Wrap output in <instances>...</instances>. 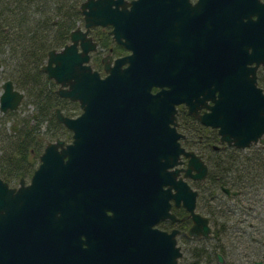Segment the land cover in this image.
<instances>
[{"label":"water","instance_id":"water-1","mask_svg":"<svg viewBox=\"0 0 264 264\" xmlns=\"http://www.w3.org/2000/svg\"><path fill=\"white\" fill-rule=\"evenodd\" d=\"M214 1L212 25L217 27L219 20L224 24L226 17L227 30L215 31L212 49L225 57L228 76L209 111L198 117L217 128L221 142L244 148L264 141V90L256 84L255 73L259 64L264 73V2ZM149 2L161 0L131 1L136 11L148 9ZM125 5L126 0L83 1L85 29L72 30L70 43L47 52L42 69L58 84L57 94L78 101L81 112L69 116L55 107L56 120L72 131V139L48 140L28 182L21 177L18 185L11 186L0 176V257L2 244H89L90 221L107 209L115 214L117 207H130L155 215L160 201L169 207L170 197L182 199L191 212L192 233L207 235L210 230L207 217L194 211L197 192L183 179L204 178L207 165L179 144L182 134L171 125L179 102L185 101L188 111L197 115L200 104L193 101L197 88L191 86V72L168 75L163 62L166 48L174 43L187 47L192 39L175 40L167 29L175 25L156 23L151 14H133ZM95 25H110L113 39L132 50L113 64L104 58V76L88 62L90 51L96 49L88 31ZM165 77L170 87L152 91ZM1 88L0 110L17 109L23 91L9 78ZM181 154L188 162L181 168L183 177L176 180ZM173 186L175 192L170 190ZM82 221L86 227L80 230ZM137 235L129 242H141ZM78 253L72 249L71 256Z\"/></svg>","mask_w":264,"mask_h":264},{"label":"flooded vegetation","instance_id":"flooded-vegetation-1","mask_svg":"<svg viewBox=\"0 0 264 264\" xmlns=\"http://www.w3.org/2000/svg\"><path fill=\"white\" fill-rule=\"evenodd\" d=\"M83 1L85 0H81L76 6L79 18L69 30L63 45L71 42L70 32L72 30L85 29L83 13H81ZM131 1L133 0H126L124 7L133 14L137 12L151 14L156 23L175 25L169 26L167 29L175 40L182 43L192 39V45L187 47L178 43H174L170 47L167 46L168 48L164 50L165 59L163 58V62L164 70L168 75L184 73V71L191 72L192 78H194L191 81V86L197 88L196 94H193V101L200 104L197 108V115L188 111L185 101L179 102L176 105L175 123L171 125L178 133L182 134L177 139L179 144L187 150L194 151L206 163L207 174L204 178L183 177L184 170L181 168L187 166L188 158L181 154L180 162L175 165L180 169L176 180L182 176L191 189L197 192L194 211L207 217L210 230L207 235L202 232L192 233L190 231L193 224L191 212L186 208L182 199L176 201L175 198L170 197L169 207L166 206L167 201L164 202L161 199L155 215L150 212L136 213L130 207H117L116 210L119 211H115V214L112 210L107 209L105 214H99L96 219L90 221L92 239L89 244L86 242L82 244L69 242L65 244H39L36 242L32 244H2L0 264H168L173 259H176L174 264H264V260L252 258L254 256L248 252L239 255V257L232 256L228 252L229 250L225 249L228 244H222L229 235H232L235 238L233 242L235 241L240 246L246 241L241 236L242 234L246 233L245 235L249 234L251 237H255V234L264 228V176L245 177L240 185L234 183L224 185L218 182L220 179L218 176L210 177L209 174L215 172L214 168L224 164L222 161L210 160L211 156L218 155L223 149L229 150L232 147H237L221 142L217 128L204 124L198 117L209 111V106L218 98V88L222 86L223 82L227 83V61L222 54L212 49L213 34L216 30L226 32L225 21L227 18L225 17L224 24H222V20H219L217 27L212 25L215 23L216 10L214 7L217 5L214 0H161L157 4L149 2L145 5V8L148 9H144V11H136L137 9L134 8ZM259 1L264 2V0ZM121 7L122 5L119 6V8ZM251 17L254 19L257 15L253 14ZM132 19H135L134 16ZM244 19L246 20V16ZM110 30V25H95L88 31V35L96 42V49L90 51L88 62L92 69L97 70L101 76L106 74L104 58L106 61L111 60V64H113L116 58L132 52L131 49H127L123 44L114 40ZM105 38H108L109 42L102 46ZM77 47L80 50L79 44ZM107 55L110 57H105ZM171 56L175 58L172 59ZM127 64V62L122 64V67ZM255 73L256 84L264 90L262 64L256 67ZM48 79L52 80L58 88V84L52 78ZM162 82V85H153L151 90L156 91L170 87L168 77H165ZM14 87L21 90L15 84ZM62 98L69 103H76L79 108L78 113L69 116H76L81 112L78 101ZM13 111H17V109L0 110V132L17 130V125L13 123V120L9 125L7 119L8 113ZM41 124L40 127L44 131L47 122L45 121V126ZM66 129L70 133V137L66 141H71L72 131ZM48 140L52 139L47 138L45 133L37 134L36 142H39L40 153ZM253 147L264 151V141L258 140L250 146L237 149L247 151ZM249 164L244 162L246 167H249ZM257 171L264 172L262 168ZM1 178L3 179L2 176ZM9 185L16 186L10 183ZM167 186L165 185L163 188ZM170 190L176 191L174 186ZM128 205L130 204L128 203ZM154 216H156L155 221L151 222ZM82 222L84 227L80 225V230L86 227V222ZM135 232H138L137 236L143 240L132 244L129 240ZM81 238L85 239V236L82 235ZM72 249L79 252L78 257L71 256ZM218 254L221 256L220 258Z\"/></svg>","mask_w":264,"mask_h":264},{"label":"trees","instance_id":"trees-1","mask_svg":"<svg viewBox=\"0 0 264 264\" xmlns=\"http://www.w3.org/2000/svg\"><path fill=\"white\" fill-rule=\"evenodd\" d=\"M80 1L0 0V77L11 79L24 91L23 103H31L34 107L22 116L17 111L9 112L7 119L13 117L17 130L0 132V174L8 183L30 176L36 168L41 151L36 136L42 122H47L43 131L46 135L70 137L69 131L56 120L54 108L58 106L71 115L76 113L78 106L56 93L55 83L46 77L42 66L47 52L59 48L67 39L69 30L79 18L76 6ZM108 42L105 38L102 46ZM65 107L73 110L69 112ZM210 160L224 162L209 174L212 178L218 176V182L224 185H240L245 177L264 176V172L257 171L264 170V151L258 147L247 151L234 147L223 149ZM244 162L250 163L249 167Z\"/></svg>","mask_w":264,"mask_h":264},{"label":"rangeland","instance_id":"rangeland-1","mask_svg":"<svg viewBox=\"0 0 264 264\" xmlns=\"http://www.w3.org/2000/svg\"><path fill=\"white\" fill-rule=\"evenodd\" d=\"M0 58H1V54H0ZM4 79V75H2L0 77V84L2 82V80ZM25 99V98H24ZM24 99L23 101L20 103V105L17 108V113L18 114H28L29 112L33 111L34 107L33 104L31 103H26L24 104ZM75 106V105H74ZM68 107V106H67ZM65 107V110H68L69 112H71L73 109L72 108H67ZM71 110V111H70ZM74 112H79V108L76 107V110ZM9 121V125L10 123H12V117H10L8 119ZM41 125L45 126V122H42ZM40 133H42V128L40 127ZM61 138H64L65 140H67V138L63 135H59ZM55 136L53 135H47V138L52 139ZM26 181L29 180V176H27ZM18 179H14L11 180L9 183L12 185H18ZM246 233L242 234L241 236L244 237L246 239L245 242L242 243V245L238 246L237 243H235V241L233 242V240H235V238L232 235H229L227 237V239L225 241H223L222 244H228L227 247H225V249L229 250L228 252L232 255V256H237L239 257V255H243L246 254L245 252H248L251 256H254L252 258H261L262 260H264V228L262 230L259 231V233L255 234V237H251L249 234L245 235ZM238 246V247H236Z\"/></svg>","mask_w":264,"mask_h":264}]
</instances>
